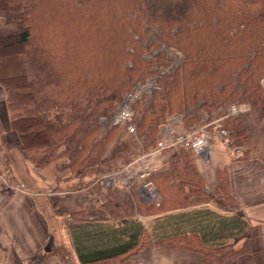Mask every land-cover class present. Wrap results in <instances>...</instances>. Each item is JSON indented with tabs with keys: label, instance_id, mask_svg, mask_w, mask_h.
Returning <instances> with one entry per match:
<instances>
[{
	"label": "trees",
	"instance_id": "obj_1",
	"mask_svg": "<svg viewBox=\"0 0 264 264\" xmlns=\"http://www.w3.org/2000/svg\"><path fill=\"white\" fill-rule=\"evenodd\" d=\"M0 18V87L10 127L35 168L64 157L63 167L76 176L102 173L109 137L120 128L109 125L100 135L102 123L129 96H136L134 138L144 151L155 147L171 118L189 131L212 122L203 115L223 117L219 124L234 145L245 132L241 115L227 116L231 106L249 105L264 120V0H0ZM126 149L120 143L111 153ZM161 158L150 177L159 205L140 203L131 190L117 208L115 191L105 190L110 216L130 222L134 214L184 209L207 197L190 152L168 149ZM137 229H129L127 245L113 236L114 255L140 245ZM246 251L227 255L234 260Z\"/></svg>",
	"mask_w": 264,
	"mask_h": 264
},
{
	"label": "crops",
	"instance_id": "obj_2",
	"mask_svg": "<svg viewBox=\"0 0 264 264\" xmlns=\"http://www.w3.org/2000/svg\"><path fill=\"white\" fill-rule=\"evenodd\" d=\"M248 155L235 159L226 149L209 173L197 166L210 183L224 172L233 207L205 202L122 222L102 196L49 189L51 164L38 169L23 155L0 87V264H26L36 255L38 264H205L210 257L212 264H264V157ZM139 227L140 245L114 255L113 236L127 245L129 229ZM242 248L248 251L234 260L227 255Z\"/></svg>",
	"mask_w": 264,
	"mask_h": 264
},
{
	"label": "rangeland",
	"instance_id": "obj_3",
	"mask_svg": "<svg viewBox=\"0 0 264 264\" xmlns=\"http://www.w3.org/2000/svg\"><path fill=\"white\" fill-rule=\"evenodd\" d=\"M151 85H145L139 89L138 95L141 93L148 92L150 90ZM241 108V111L238 115H241L240 121L242 122V127L244 128L245 135L241 139V141L233 144V146L240 147V155L239 158L242 157H249L248 153H251L256 156L259 155L260 157H264V120H260L256 113L253 111V109L249 105L241 104L239 105ZM133 112V111H132ZM214 121L216 120L215 114H212L210 117L203 115V120ZM204 124L201 125H193V128L204 126ZM109 125L106 122L102 123V129L100 130V135H104L106 130L108 129ZM176 127L178 130L185 131L184 128H182L181 124L177 121L176 118H171L167 121V123L162 127V131L164 129ZM230 135V133H229ZM135 135H130L126 131H124L122 128H119V130L116 132V134L112 137H109V143L107 145V149L105 151V155L103 156L105 162H103V165H101L102 173L98 175H93L91 173L86 174H80L77 175L74 172H71L70 170L63 167V165H67L66 159L63 157L54 160L53 163H56L57 166H61V169L58 172L53 167L54 164L52 163L50 175H48L49 180V189H57L62 191L67 190H73L77 189L80 186V190H85L89 188L88 186L93 183L99 186L101 189L100 191H97L94 187L95 195L97 197L102 196L105 200L106 192L105 190H111L115 191V198L117 199L114 201V204L117 206V208H121L123 202H124V194L130 193L129 190H126V188H116L111 186L109 183L102 182L107 178L108 175L113 174L114 172H117L123 165L131 161L139 152L144 151L142 143L139 142V140L134 138ZM134 138V139H133ZM217 139L216 136H212L209 140V146L213 148L212 151L209 153V163L207 166L209 168L206 172H210L213 170L215 166H218L221 162V159H223L226 156V149L224 146L221 145L219 141L215 142ZM134 140V141H133ZM231 140V139H230ZM136 141V142H135ZM120 143L127 144V149L120 154V156H114L112 155L111 151L118 146ZM136 143V144H135ZM232 143V140H231ZM210 148V150H211ZM253 150V151H252ZM61 149L57 151L59 153ZM228 151V150H227ZM246 152V153H245ZM215 156L218 157V159L215 158ZM162 159V158H161ZM160 159V160H161ZM191 161L194 164L195 170L200 178L199 180V189L206 192L207 197L205 199H202L203 202H211V203H217L221 206L225 207H233V202L228 194L226 184H225V175L223 172H221V190H218V179L216 177V181L214 183H210L207 178L202 177L198 171L197 166L200 171H203L202 165L206 166V163H204L199 158L193 156L191 154ZM218 162V163H216ZM63 167V168H62ZM54 168V169H53ZM111 168V169H110ZM110 169V170H109ZM65 178V179H63ZM80 178V179H79ZM64 181L63 184L60 186L57 185V181ZM98 182V184H97ZM117 182V180H116ZM208 188V189H207ZM119 189V190H117ZM134 194L137 198V193H135V189H133ZM202 191V192H203ZM201 197V196H200ZM200 203V204H201Z\"/></svg>",
	"mask_w": 264,
	"mask_h": 264
},
{
	"label": "built area",
	"instance_id": "obj_4",
	"mask_svg": "<svg viewBox=\"0 0 264 264\" xmlns=\"http://www.w3.org/2000/svg\"><path fill=\"white\" fill-rule=\"evenodd\" d=\"M135 98L136 96L125 98L117 113L106 123L110 126L120 127L130 135H135L136 130L132 122L133 112L131 109V104ZM240 111V106H231L227 116L238 115ZM222 119L223 117L212 121L208 125L194 127L189 131L178 130L176 127L164 129L163 131L160 129L162 137L157 141L154 148L139 152L117 172L108 175L102 184L109 183L115 188H126L129 191L135 189L140 203L158 206L159 196L150 181V177L160 169L162 151L181 147L202 160L207 166L210 153L209 140L212 136H216L221 145L227 148L232 158H239L240 147L233 146V143H231L228 130L219 124ZM208 126L212 127L211 131L207 129Z\"/></svg>",
	"mask_w": 264,
	"mask_h": 264
}]
</instances>
